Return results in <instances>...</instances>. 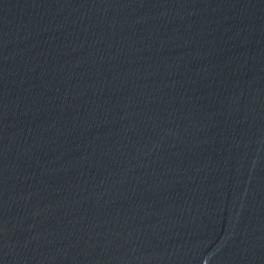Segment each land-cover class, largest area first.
<instances>
[{
  "label": "water",
  "instance_id": "1",
  "mask_svg": "<svg viewBox=\"0 0 264 264\" xmlns=\"http://www.w3.org/2000/svg\"><path fill=\"white\" fill-rule=\"evenodd\" d=\"M0 264H264V0H0Z\"/></svg>",
  "mask_w": 264,
  "mask_h": 264
}]
</instances>
